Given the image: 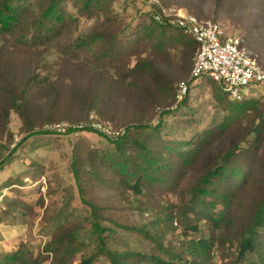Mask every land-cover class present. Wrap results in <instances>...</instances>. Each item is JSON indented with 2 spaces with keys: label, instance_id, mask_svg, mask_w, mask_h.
I'll use <instances>...</instances> for the list:
<instances>
[{
  "label": "rangeland",
  "instance_id": "374dc122",
  "mask_svg": "<svg viewBox=\"0 0 264 264\" xmlns=\"http://www.w3.org/2000/svg\"><path fill=\"white\" fill-rule=\"evenodd\" d=\"M160 1L165 6L185 8L203 20L220 22L227 32L244 39L264 68V0ZM150 9L148 0H107L103 8L89 13H81L69 4L68 12L76 20L67 22L57 36L36 38L31 32L22 37L18 31H0V196L4 195L7 210L8 203H13L8 212L0 208L1 254L26 243L35 256L51 264V256L44 251L49 231L56 221L88 223L91 208L83 201L87 200L98 205L106 226H113L112 219H117L144 227L154 218V205L177 208L179 212L172 214L173 223L163 243L182 251V242L211 235L213 244L206 256L185 252L184 261L232 264L235 243L224 242L223 232L211 229L205 219L186 212L188 219L182 220L180 213L188 207L192 188L214 154L239 141L242 130L235 127L209 145L183 176L176 193L157 189L146 198L119 188L112 175L92 165L93 152L111 146L109 138L97 131L28 136L57 124L91 118L114 131L139 123L156 125L161 111L167 109L172 114L162 129L166 139L189 140L221 122L226 114L221 97L235 100L211 78L193 80L185 98H177L180 83L190 77L196 50L192 53L184 43L188 37L181 35L183 40H179L181 33L177 30L168 29L161 46L148 39ZM96 31L111 42L79 46ZM142 60L152 68L140 69L137 65ZM14 95L24 97L27 117L14 109ZM74 164L83 169L81 182L75 177ZM248 201L244 194L241 209L232 214L237 220L245 217ZM185 222L198 223L202 232L194 231ZM94 246L91 244L86 251H92ZM108 246L116 251H154V243L146 236L120 227L111 235ZM81 256L77 255L73 263ZM96 264L110 262L102 257ZM242 264L263 263L248 254Z\"/></svg>",
  "mask_w": 264,
  "mask_h": 264
},
{
  "label": "trees",
  "instance_id": "16d2710c",
  "mask_svg": "<svg viewBox=\"0 0 264 264\" xmlns=\"http://www.w3.org/2000/svg\"><path fill=\"white\" fill-rule=\"evenodd\" d=\"M106 1L0 0V31H18L22 37H28L32 32L36 38L49 39L57 36L67 22L76 20L68 12L69 4L81 13H89L93 9L103 8ZM149 13L152 23L146 29L148 39L161 46L165 43L168 29L177 30L181 33L179 40H183L181 35L188 37L184 43L189 45L192 53L197 51L198 45L193 38L175 26L155 21L152 9ZM103 41L111 42L104 33L96 31L89 34L87 40L79 43V46ZM137 66L140 69L152 68L147 60L140 61ZM219 85L223 89L220 83ZM13 99L14 109L22 117H27L24 97L14 95ZM220 102L226 110L221 122L214 128L204 129L189 140H172L163 136L162 129L166 119L172 114L170 109L161 111L156 125L134 124L117 138L97 131L109 138L111 146L94 151L92 165L112 175L119 188L130 189L143 198L153 195L157 189L176 193L183 176L198 161L204 150L237 127L243 131V137L224 152L214 154L213 161L192 188L190 202L187 204L189 208L185 207L180 215L182 220L188 219V212L197 215L199 220L205 219L211 229L223 232L224 242L235 243L237 249L232 264H242L248 254L255 255L256 261L264 264V104L255 99L231 102L222 97ZM132 128L135 129L134 132L131 131ZM85 130L96 132L91 128L71 129L67 132ZM42 133L59 132L40 130L28 136ZM74 171L77 181L81 182L84 177L83 169L74 164ZM244 194L249 198L246 215L237 220L232 214L241 209L240 199ZM83 201L91 208L90 216L86 218L89 219L88 223L56 221L49 231L44 251L51 256V264H96L102 257H106L110 264H188L190 262L184 261L185 252L194 256H206L213 244L211 235L203 234L198 241L182 242V251L166 246L163 239L171 228L174 219L172 214L177 208L169 210L163 205H154V218L144 227L124 224L117 219H112L113 226H106L101 221L98 205ZM2 202L0 208L4 212L13 209L11 202L8 203L10 209H6L4 197ZM187 226L202 232L198 223ZM118 227L146 236L154 243V251L111 249L108 240ZM93 243L95 246L92 251L87 252ZM79 254H82L80 260L73 263ZM0 264L45 262L41 256H35L29 245L21 243L14 251L0 253Z\"/></svg>",
  "mask_w": 264,
  "mask_h": 264
},
{
  "label": "built area",
  "instance_id": "2783aa9c",
  "mask_svg": "<svg viewBox=\"0 0 264 264\" xmlns=\"http://www.w3.org/2000/svg\"><path fill=\"white\" fill-rule=\"evenodd\" d=\"M148 1L155 21L177 27L198 45L191 75L179 85V100L185 98L191 81L206 76L220 83L233 100L255 99L264 104V68L241 36L227 32L218 21L203 20L185 8L165 6L160 0ZM87 128L116 138L126 131H114L92 118L74 124H57L48 130L67 132ZM3 197L0 196V205Z\"/></svg>",
  "mask_w": 264,
  "mask_h": 264
}]
</instances>
